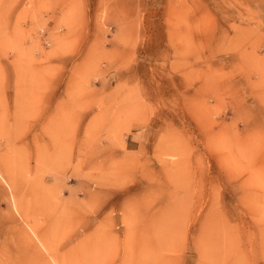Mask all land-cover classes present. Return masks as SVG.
Wrapping results in <instances>:
<instances>
[{"label":"rangeland","instance_id":"rangeland-1","mask_svg":"<svg viewBox=\"0 0 264 264\" xmlns=\"http://www.w3.org/2000/svg\"><path fill=\"white\" fill-rule=\"evenodd\" d=\"M46 263L264 264V0H0V264Z\"/></svg>","mask_w":264,"mask_h":264},{"label":"bare ground","instance_id":"bare-ground-1","mask_svg":"<svg viewBox=\"0 0 264 264\" xmlns=\"http://www.w3.org/2000/svg\"><path fill=\"white\" fill-rule=\"evenodd\" d=\"M8 175H9V174H7L6 176H8ZM9 176H10V175H9ZM8 178L11 179V177H8ZM10 179H9V180H10ZM12 189H13V187H12ZM13 191H14V190H13ZM12 193H15V192H12ZM14 196H16V195L14 194ZM10 197H11V195H10ZM10 197H9V198H10ZM10 199H11V198H10ZM12 199H13V198H12ZM12 199H11V200H12ZM12 202H13V201H12ZM13 205H14V204H13ZM15 205H16V204H15ZM14 207H15V206H14ZM17 207H18V206H17ZM16 210H17V209H16ZM13 215H14V214H13ZM13 215H12V216H13ZM12 216H10V217H12ZM18 222H19V221H18ZM22 225H23V224H22ZM22 225H21V227H22ZM23 229H24V228H23ZM25 229L27 230L28 228L25 227ZM25 229H24V230H25ZM30 230H31V229H30ZM27 231L29 232V230H27ZM27 231H26V232H27ZM22 232L25 233L23 230H22ZM26 236H27V235H26ZM26 236H25V234H24L23 237L25 238ZM19 237H21V236H19ZM23 237H21V238H23ZM28 238H29L30 240L32 239V237L30 238V236H28V237H27V241H28ZM35 238H36V236H35ZM25 240H26V239H25ZM30 240H29V241H30ZM32 240H33V239H32ZM34 240H35V239H34ZM40 241L42 242L41 238H40ZM33 249H35V248H33ZM35 250H36V249H35ZM32 251H33V250H32ZM42 251H43V250H42ZM45 259H46V258H45ZM45 259H44V261H45ZM45 262H46V261H45ZM47 262H50V261L47 260ZM55 262L57 263V261H55ZM46 264H48V263H46ZM49 264H54V263H49Z\"/></svg>","mask_w":264,"mask_h":264}]
</instances>
